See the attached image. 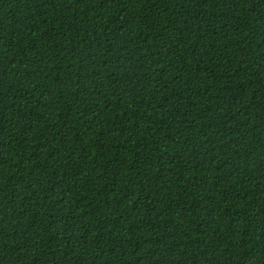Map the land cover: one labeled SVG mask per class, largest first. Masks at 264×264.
Wrapping results in <instances>:
<instances>
[{
  "label": "trees",
  "instance_id": "obj_1",
  "mask_svg": "<svg viewBox=\"0 0 264 264\" xmlns=\"http://www.w3.org/2000/svg\"><path fill=\"white\" fill-rule=\"evenodd\" d=\"M0 264H264V0H0Z\"/></svg>",
  "mask_w": 264,
  "mask_h": 264
}]
</instances>
